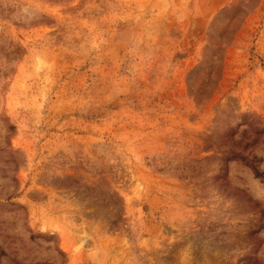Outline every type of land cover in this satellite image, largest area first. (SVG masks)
Returning <instances> with one entry per match:
<instances>
[{
	"label": "rangeland",
	"instance_id": "374dc122",
	"mask_svg": "<svg viewBox=\"0 0 264 264\" xmlns=\"http://www.w3.org/2000/svg\"><path fill=\"white\" fill-rule=\"evenodd\" d=\"M0 264H264V0H0Z\"/></svg>",
	"mask_w": 264,
	"mask_h": 264
},
{
	"label": "trees",
	"instance_id": "16d2710c",
	"mask_svg": "<svg viewBox=\"0 0 264 264\" xmlns=\"http://www.w3.org/2000/svg\"><path fill=\"white\" fill-rule=\"evenodd\" d=\"M256 172H257V175H258V176H261L260 173H259V171H256Z\"/></svg>",
	"mask_w": 264,
	"mask_h": 264
}]
</instances>
